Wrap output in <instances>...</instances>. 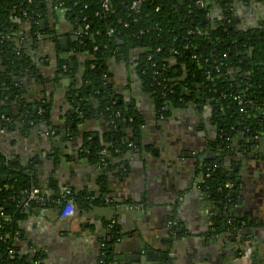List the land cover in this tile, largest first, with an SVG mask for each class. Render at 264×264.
<instances>
[{"label": "trees", "instance_id": "1", "mask_svg": "<svg viewBox=\"0 0 264 264\" xmlns=\"http://www.w3.org/2000/svg\"><path fill=\"white\" fill-rule=\"evenodd\" d=\"M133 1L108 0V9L103 10V0H0V101H4L0 105V130L9 133L19 123L20 132H54L47 122V100L22 97L17 93L20 88L15 87L18 82L12 80L21 67H28L39 78L35 63L47 60L35 52L34 39L31 45L26 43L25 33L33 36L39 20L48 26L51 18L53 34L57 23H65L61 36L67 38L65 52L73 62L70 67L68 60L57 59L58 70L79 80L76 87L71 84L68 88L74 111L66 113L67 123L76 125L82 116L84 120H102L108 128L102 141L85 134L82 155L90 163L117 169L122 163H114L118 152L127 151L130 143V148L137 146L145 121L118 94L110 70L112 64L127 63L130 52L136 53L132 64L140 90L149 97L157 116L165 119L171 109L188 105L200 111L206 106L218 134L228 139L224 144L218 140L212 144L219 143L213 149H220L222 154L232 139L239 138L238 145L252 138L264 140V0H256L262 14L256 26L247 31L237 28L230 13L231 5L242 0H203L202 7L197 0H144L131 10ZM218 5L221 18L213 12ZM52 40L56 44V38ZM235 96L240 97L241 104ZM12 100L18 101L17 113L10 108ZM214 164L218 168L212 171ZM221 164L217 156L204 162L200 186L205 199L214 204L211 211L216 217L237 227L245 220L227 212L234 197L224 184L232 183V179L222 174ZM118 169L121 172L123 168ZM24 170L10 164L0 149V264H35L37 260L43 264L38 252H21L17 243L30 219L50 207H61L57 194L48 196L39 180ZM30 188L39 189L44 202L32 201L22 207ZM72 198L80 213L99 201L93 195L75 200L74 192ZM111 225L109 233L98 239V244H103L99 257L103 264H114L113 245L120 236Z\"/></svg>", "mask_w": 264, "mask_h": 264}, {"label": "crops", "instance_id": "2", "mask_svg": "<svg viewBox=\"0 0 264 264\" xmlns=\"http://www.w3.org/2000/svg\"><path fill=\"white\" fill-rule=\"evenodd\" d=\"M258 4L237 5L233 16L238 29L247 31L256 26L261 16ZM213 12L217 15L216 7ZM48 21L45 32L43 27L37 33L45 40L41 42L40 37L34 44L35 52L43 55L47 64L39 70V78L33 75L32 96L28 98L47 100V122L59 131L58 138L44 134V130L20 132L22 125L17 123L9 133L0 132V149L10 164L36 177L48 196L70 187L75 200L93 195L99 201L82 213L74 202V215L66 219L61 218L58 206L48 208L26 224L24 236L17 243L20 251L38 252L43 264H100L103 244L99 245L98 239L109 233L111 223L120 235L113 245L114 264H245L237 254L243 236V244L258 254L256 264H264V140L238 145L239 138L232 139L237 154L230 148L224 155L220 149H213L219 143L212 147L221 135L206 106L200 111L188 105L171 109L165 119L157 116L149 97L140 90L132 64L136 53L130 52L127 63L112 64L110 70L118 94L145 121L137 146L119 151L112 161L122 162L118 168L125 167V174H119L118 168L90 163L81 155L85 152V134L102 141L107 125L81 116L73 128H65V115L74 110L65 90L77 79L62 78L57 67L59 58L73 65L70 54L52 40L64 35L66 25L57 23L53 34V21ZM18 80L19 88H23L24 79ZM10 108L17 113L18 101L12 100ZM213 156L219 157L223 171L229 172L235 183L238 181L233 215L245 220L246 226L237 238L222 234V221L216 215H207V202L200 193L201 167ZM170 220L175 221L174 237L166 229ZM216 228L221 233L218 236Z\"/></svg>", "mask_w": 264, "mask_h": 264}, {"label": "flooded vegetation", "instance_id": "3", "mask_svg": "<svg viewBox=\"0 0 264 264\" xmlns=\"http://www.w3.org/2000/svg\"><path fill=\"white\" fill-rule=\"evenodd\" d=\"M215 1H218V0H215ZM254 1H256V0H242V3H237V2H235L234 4H232L231 6L233 7V10H230V13L232 14V20L234 21V16H233V14H234V9H237L238 8V6L237 5H241V7L242 6H251L253 3H254ZM259 6L258 7H260V10H261V5L260 4H258ZM216 8H217V15H215L214 14V16H216V17H220L221 18V13H222V11L220 10V7H219V5L218 6H216ZM261 14H262V10H261ZM261 17V16H260ZM40 21V20H39ZM229 22V21H228ZM43 27H44V29H43ZM46 27V23L44 22V25L42 26V29H43V32H45V28ZM38 29L39 30H42L41 28H39V26H38ZM38 29L36 30V31H34V37L33 36H31V33L30 32H27V33H25V34H27V35H25V38H27V41H26V43L29 41V43H27V44H29V45H31V42L30 41H33V39L35 40V43L37 42V39L38 38H42V35H39V34H37L38 32L39 33H41V31H38ZM28 31V30H27ZM29 33V34H28ZM51 35H52V33H50ZM29 35V36H28ZM49 35V34H48ZM240 37V36H239ZM24 38V39H25ZM43 39V40H42ZM41 39V42H43L44 40H45V36H43V38ZM68 42V41H67ZM37 43H39V42H37ZM67 45H68V43H67ZM37 49V48H36ZM31 53H32V50H31ZM46 61V60H45ZM44 63L45 62H42V61H40V60H38L36 63H35V65H36V68L37 69H41V67H43V65H44ZM19 73H17L18 75H14V76H12V80L14 79V78H16V80H17V84L19 85V78H21V79H24V80H22L21 82H22V84H23V88H21V89H23L24 90V92H26V93H28V95H29V97L30 96H32L31 94H30V89L32 88V86L34 85V80H33V78H32V75H34L33 74V72H32V70H30L28 67H26V68H24V67H21L20 68V70L18 71ZM61 72V71H60ZM63 73H64V71H63ZM27 76V78H24V76ZM61 76H62V78L63 77H66V78H68L67 76L68 75H66V74H61ZM66 78H64V79H66ZM63 79V80H64ZM36 81H38V83L40 84L41 83V81H39V80H36ZM15 82V81H14ZM44 83V82H43ZM79 84V80L77 79L76 80V82H74L71 86L72 87H76L77 85ZM20 87V86H19ZM28 87H30V89L28 88ZM68 87H70V85H68ZM28 89H29V91H28ZM40 90V89H39ZM68 92H69V89L68 88H66V90H65V96H68L69 97V95H68ZM17 93L18 94H21V92L19 93V91H17ZM2 94V93H1ZM3 96V95H2ZM21 96H22V94H21ZM26 97H28L27 95H26ZM36 100V99H35ZM2 102V101H1ZM152 104V103H151ZM153 106V105H152ZM161 121V120H160ZM70 123H65V128L66 129H68V128H72L71 126H72V124H71V126L69 125ZM46 133H48V135H51L52 134V136H55V133L54 132H52V131H46ZM221 135V137L218 139V141L219 142H221V144H224L225 142H226V140H228L226 137H224L223 136V134L221 133L220 134ZM256 139H258V138H252V140H256ZM245 145V144H244ZM230 148H231V152L233 151V148H234V145H233V142L230 140L229 141V143H228V148H227V150L225 151V153H224V155L226 154V153H228L227 151L228 150H230ZM85 151V150H84ZM234 152V151H233ZM83 155H84V153H82ZM81 154V155H82ZM234 154H235V156H236V154H237V152H234ZM219 162H221V159L219 158ZM237 164V163H236ZM215 165V164H214ZM213 166V165H212ZM218 168V166L217 165H215V168L214 169H217ZM213 169V170H214ZM122 171L121 172H119V174L120 173H123V174H125V172L127 171L126 169H121ZM212 170V171H213ZM223 170V169H222ZM229 173V172H228ZM227 172H225V173H222L223 175H227L228 177H230V175L231 174H228ZM232 179V183H230L231 185H230V187H226V185L224 184V188H226V190H228V193H230V191L232 190V188H233V186L234 185H236V189H233L234 190V192L237 190V186H238V184H236L235 182H234V179L233 178H231ZM199 189H200V193L202 194V198L207 202V207H206V213H207V215L208 216H215V213L214 212H212L211 211V207L212 206H214V204H212V201H208V200H206L205 199V196L203 195V193H202V188H201V186L199 187ZM231 197H234V199H235V194H234V196H231ZM233 204L234 203H232L231 205H227V207H226V209H227V212L230 214V212H232V214H233ZM136 206V205H135ZM137 207H139V206H137ZM227 216V215H226ZM216 217V216H215ZM228 221V222H227ZM226 221V223H225V221L223 220L222 221V224H224V232H222V234H226L227 236H228V238L230 237H235V238H237L238 237V232H239V230H241L242 228H244L245 227V222L244 221H241V222H239V226H237V227H235V226H230V221L229 220H227ZM171 222V223H170ZM170 225H169V224ZM175 223V221H168L167 222V224H166V229H168L169 230V234L171 235V236H175V230L173 229V227H174V224ZM217 230H219V228L217 229H214V231H217ZM219 234H221V233H219ZM218 233H217V236L219 235ZM245 237L243 236V237H240V252H241V249H242V246H244V245H246V244H243V242L245 243ZM237 249L238 248H236V250L235 251H237ZM250 251H251V254H250V259H249V263L248 264H251V259H252V257H253V253H252V248H250ZM240 252L239 253H237L238 254V256H239V254H240ZM113 261H114V259H113Z\"/></svg>", "mask_w": 264, "mask_h": 264}, {"label": "built area", "instance_id": "4", "mask_svg": "<svg viewBox=\"0 0 264 264\" xmlns=\"http://www.w3.org/2000/svg\"><path fill=\"white\" fill-rule=\"evenodd\" d=\"M143 2H144V0H134L131 3L129 8L131 10H135ZM196 4L199 7H202L204 2H203V0H197ZM101 7H102L103 10H107L108 9V0H103V2L101 4ZM86 29H87V26L84 27V30H86ZM198 34H199V32H198ZM234 100L238 104L242 103L240 97L238 98L237 96H235ZM0 132H3V131L0 130ZM46 135H47V133H46ZM128 146L131 147L132 144L130 143ZM214 168H215V165L211 166V170H213ZM208 176H209V172L205 174V177H208ZM225 185H226V187H230L231 184L230 183H226ZM72 196H73V191H72V189L70 187H63L57 192V197H58L59 201L61 202V207H60V216H61V218L66 219V218H70V217H72L74 215V208H73L74 203H73ZM32 201L39 202V203H43L44 202V197L41 194V191L39 189H37V188H30L28 190V192L26 193L25 199L21 203V206L22 207H26ZM43 212H44V210L41 213H43ZM8 253L11 255L12 251L9 250ZM250 254H251L250 247L247 246V245H244V246H242L241 252H240V254L238 256V260L240 262L248 264L249 263V259H250ZM39 263H40L39 260L35 261V264H39ZM100 264H103V262L101 260H100Z\"/></svg>", "mask_w": 264, "mask_h": 264}, {"label": "water", "instance_id": "5", "mask_svg": "<svg viewBox=\"0 0 264 264\" xmlns=\"http://www.w3.org/2000/svg\"><path fill=\"white\" fill-rule=\"evenodd\" d=\"M44 25V21L43 20H40L39 21V28H41L42 29V26ZM58 44H59V47L61 48V49H63L64 51H66L68 48H67V40H66V38L65 37H63V36H61L58 40ZM71 67H72V64H71ZM32 78H33V75H32ZM17 82V80H16V78H14L13 79V82ZM16 88H18L19 87V85L17 84L16 86H15ZM29 89H30V87H28ZM28 89V90H29ZM21 92V94H22V97H25L26 95L29 97V95H28V93H26V92H24V90L23 89H19V93ZM198 94V93H197ZM1 95H3L4 96V93H2ZM10 97H12L11 95H9V98ZM67 98L69 99V97L67 96ZM72 111H74V110H71V113H72ZM107 131H108V128L106 129ZM45 131V132H44ZM44 134L46 133V130L44 129ZM54 133H55V138L59 135L58 133H59V131L58 130H54ZM65 133L64 132H60V135H64ZM52 138V137H51ZM50 138V139H51ZM58 138V137H57ZM53 140V139H52ZM136 143H137V140H136ZM241 150V149H240ZM34 162H35V160H34ZM235 170L237 169V166H234L233 167ZM34 174V173H33ZM104 174V173H103ZM230 178H232V176H230ZM2 179H6V177L5 176H3V178ZM237 182L238 181H236V184H237ZM108 185H110V183H108ZM233 189H236V185H234L233 186V188H232V190L230 191V196H234V194H235V192H234V190ZM136 207L137 206H134V208L136 209ZM129 208H132V206H129L128 207V209ZM137 209H139V211L141 210V207H137ZM138 213V212H137ZM38 217H40V215L38 216ZM37 218V217H36ZM36 218H32V219H36ZM31 220V219H30ZM222 228H221V231L222 232H224V224H222V226H221ZM237 251H239V250H237ZM252 253H253V251H252ZM146 254H148V252L146 253ZM235 254V253H234ZM257 253L255 252L254 254H253V257H252V259H251V263L252 264H256L259 260H257ZM130 258H127V260H129ZM127 262V261H126Z\"/></svg>", "mask_w": 264, "mask_h": 264}]
</instances>
